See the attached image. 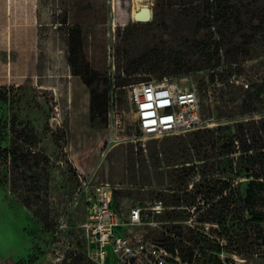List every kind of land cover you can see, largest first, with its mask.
<instances>
[{"label": "rangeland", "instance_id": "374dc122", "mask_svg": "<svg viewBox=\"0 0 264 264\" xmlns=\"http://www.w3.org/2000/svg\"><path fill=\"white\" fill-rule=\"evenodd\" d=\"M138 4L152 10L149 24L130 21L132 0H0L1 148L10 154H0V264H69L70 254L82 257L70 264H92L82 254L86 244L77 228L82 208L74 205L80 185L75 168L90 185L109 184L116 203L162 201L166 209L148 236L174 242L184 259L192 255L182 263L264 264V202L255 204L259 221L248 203L226 212L210 182L213 200L204 204L196 196L203 179L192 146L186 158L166 166V157L198 139L196 133L244 118L239 106L248 87L264 84V0ZM216 61V68H203ZM162 71L180 75L170 79L181 86L195 85L209 128L120 140L100 159L107 91L157 81ZM120 109L126 127L133 126L135 115L124 100ZM163 149H170L168 155L149 160ZM185 162L195 165L189 173ZM172 174H185V183L171 184ZM211 176L206 181H214ZM244 191L242 186V198ZM213 214L218 222H211Z\"/></svg>", "mask_w": 264, "mask_h": 264}, {"label": "built area", "instance_id": "2783aa9c", "mask_svg": "<svg viewBox=\"0 0 264 264\" xmlns=\"http://www.w3.org/2000/svg\"><path fill=\"white\" fill-rule=\"evenodd\" d=\"M112 72L109 76H114ZM121 100L135 115L133 126L126 127L124 123ZM201 104L194 84L184 87L168 77L125 86L122 91L112 87L106 95L107 137L100 159L120 140L135 143L141 138L159 139L209 128ZM75 175L80 185L73 195L74 205L80 204L82 208L77 228L86 244L82 254L90 263L185 264L176 250L171 253L148 236L154 218L166 209L162 201L155 200L146 206L132 205L130 200L116 203L109 184L90 185L77 168ZM193 212L194 208L190 210Z\"/></svg>", "mask_w": 264, "mask_h": 264}, {"label": "trees", "instance_id": "16d2710c", "mask_svg": "<svg viewBox=\"0 0 264 264\" xmlns=\"http://www.w3.org/2000/svg\"><path fill=\"white\" fill-rule=\"evenodd\" d=\"M129 19L131 21V11ZM216 52L218 51L216 50ZM218 63V61L214 63L207 62L203 68L212 70L218 66ZM175 67H177V64H174L173 68ZM167 72L168 71H162L159 75L160 78L157 80H161L164 77L175 78L180 76L164 75ZM5 98L4 92L0 90V103L4 102ZM258 106L264 108V84H252L248 87L239 106V112L244 118L232 120L233 124L231 126L218 127L215 131H196L200 132L196 133L200 134L199 138H194L187 144L183 143L179 145L180 148H177L170 157H166L168 158L166 166L169 167L174 165L171 162H174L177 158L188 156L189 153L186 154L185 150L188 146H192L193 148L191 149L194 151L195 162L200 163V170H198V172H200L203 179L202 185L196 189V196H202L204 204H209L210 201L213 200L209 195V184L213 182V190L217 192L213 197L215 196L218 198L217 204H223V208H225L226 212L231 208H235L238 202L248 203L250 207H253L249 214L255 217L254 220L259 221L258 218L260 217V213L256 211L255 204L264 202V109H259ZM3 130L4 125H2L0 121V154L6 159L10 154L7 152L6 148H1V143L4 139ZM169 152L170 149H163V152L157 153L155 151L154 154L152 153L148 157L150 160L152 156H158V154L168 155ZM185 163L191 165L182 166V169H185L188 173L194 169L195 165L192 162ZM150 168L154 169L152 165ZM168 170H171L167 171L168 173L179 171L178 167ZM210 175H212L210 178L214 181H206L205 177H209ZM183 176H185V174H183ZM183 176L181 174L175 176L172 174L170 177L171 184L174 183L177 186L183 185L185 183ZM228 176H234L236 179H243V181L234 184L235 181L228 178ZM135 179L136 176H133L132 180L135 181ZM144 182L145 181H142L143 185L146 184ZM242 186L245 187L243 198L240 193V188ZM172 202L174 204L178 203V201L175 200ZM192 208H194V211L196 210L195 207ZM212 208L213 204L209 206L206 211H210ZM210 216L213 218L211 222H218L216 215L213 214ZM169 242L170 243L162 242L157 244L165 247L171 253H174L175 250L178 252L175 243L172 241ZM179 256L181 260L188 263L192 258L191 254L188 255L186 259L181 255ZM68 259H70V263H79L82 257L70 254Z\"/></svg>", "mask_w": 264, "mask_h": 264}, {"label": "water", "instance_id": "95a60500", "mask_svg": "<svg viewBox=\"0 0 264 264\" xmlns=\"http://www.w3.org/2000/svg\"><path fill=\"white\" fill-rule=\"evenodd\" d=\"M152 17V10L149 7L145 6L134 13L133 21L141 24H149L152 21Z\"/></svg>", "mask_w": 264, "mask_h": 264}, {"label": "bare ground", "instance_id": "6f19581e", "mask_svg": "<svg viewBox=\"0 0 264 264\" xmlns=\"http://www.w3.org/2000/svg\"><path fill=\"white\" fill-rule=\"evenodd\" d=\"M139 0H132V9H131V22L134 24H139L141 25V23H136L133 21V15L135 12H137L140 8L145 7V5H140L138 4Z\"/></svg>", "mask_w": 264, "mask_h": 264}]
</instances>
